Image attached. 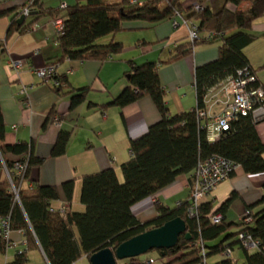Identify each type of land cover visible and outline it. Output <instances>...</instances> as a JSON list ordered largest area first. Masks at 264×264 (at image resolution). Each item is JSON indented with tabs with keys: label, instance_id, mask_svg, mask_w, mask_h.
<instances>
[{
	"label": "trees",
	"instance_id": "trees-1",
	"mask_svg": "<svg viewBox=\"0 0 264 264\" xmlns=\"http://www.w3.org/2000/svg\"><path fill=\"white\" fill-rule=\"evenodd\" d=\"M181 1L75 0L73 5L65 8L67 14L63 33L57 36L61 55L79 61L105 60L120 53L123 44L114 40L101 43L98 42L100 38L123 30V24L128 21L155 24L162 20H171L176 11L182 12ZM227 1L234 4L239 2ZM29 7L30 10L44 12L40 0H32ZM14 9L0 11V15ZM263 14L264 0H253L246 11L231 10L225 6L217 12H212L207 7L200 11L193 9L190 17L197 21L194 24L198 33L213 34L209 41L201 36L198 40H187L185 44L177 46L164 60L139 64L130 62L129 69L125 72L127 85L117 96L101 106L124 107L144 95H149L159 111L160 119L150 125L143 135L130 141V159L121 165V182L112 168L82 177L80 200L85 207L82 212L50 211V202L59 198L56 186L34 183L31 187L24 186L31 169L38 167L43 158L34 155L31 142H4L5 124L0 107V165L3 161L11 170L15 159L22 157L26 161V172L20 186V180L13 177L14 185L19 186L18 200H15L8 180L0 182V218L8 217L11 229L24 230L28 246H39L49 264H73L81 254L89 259L93 253L103 248L114 249L123 241L159 227L175 217L185 220L186 231L190 237L186 239L181 234L173 247L150 250L158 254L155 262L206 264V256L223 253L226 249L232 250L234 243L239 246L237 234L243 229L260 241V248L251 253L243 250L242 264H264V208L255 213L247 211L251 216V222L247 226H243L241 220L238 224H224L222 212L232 195L217 212H212L209 202H204L199 206L196 218L187 216L189 199L173 208L156 205L157 215L143 223L131 211L133 204L169 185L176 176L191 175L198 162L210 154H219L232 160L245 173H264V143L259 139L255 124L248 116H240L233 121L229 130L219 140L211 143L206 139L205 131L200 128L196 114V109L203 107V96L208 88L245 66L255 72L249 66L243 48L257 38L250 28L252 22ZM20 15L21 11H17L11 17L7 37L14 31L23 32L28 28L17 24V17ZM213 43L218 44L217 57L194 68L195 107L190 111L170 114L159 81V66L192 54L196 46ZM58 79L61 85L53 88L55 90H61L66 83L64 76L58 75ZM260 85L264 91V82H260ZM87 91L88 87L69 91L71 110L84 100ZM68 137L67 131L58 133L51 156L65 152ZM8 155L15 156V159H9ZM62 186L70 201L73 181L64 182ZM215 213L222 215L219 223H212L209 219V215ZM234 226L238 230L229 232ZM233 236L234 240L225 244ZM219 237L221 239L218 242L208 244ZM200 239L201 242L197 244L196 241ZM3 246L4 242L0 239V248ZM129 260L132 264L141 262L139 256ZM7 264H27L26 252L17 253ZM213 264H234V260L224 256Z\"/></svg>",
	"mask_w": 264,
	"mask_h": 264
},
{
	"label": "crops",
	"instance_id": "crops-1",
	"mask_svg": "<svg viewBox=\"0 0 264 264\" xmlns=\"http://www.w3.org/2000/svg\"><path fill=\"white\" fill-rule=\"evenodd\" d=\"M30 2L32 0L0 2V11L15 8V11L0 15V41L3 42L0 50V107L5 124L4 142H31L34 155L43 158L38 167L31 169L29 180L24 186L30 187L33 183L56 186L59 198L50 202L54 211L82 212L85 208L80 200L82 177L112 168L121 182V165L130 159V141L143 135L150 125L160 119L159 111L149 95L124 107L101 106L117 96L127 85L125 72L129 69L130 62L139 64L164 60L177 46L185 44L188 28L197 22L190 17L193 4L199 3L212 12H217L224 6L231 10L246 11L253 0H239L238 4L227 0H182V17L178 18L180 25L177 28L171 26L169 19L155 24L144 21L125 22L123 32L101 41L121 42L123 49L120 53L105 60L84 61L61 55L52 24L55 18H66V9H59V4L65 2L70 6L75 0H40L44 12L31 10L33 14L29 13L21 23H17L28 28L23 32L14 31L7 37L11 17ZM182 18L187 21V25H183ZM29 25L36 27L31 29ZM250 31L257 38L244 47L243 52L258 80L264 82V14L252 22ZM217 55V43L202 44L194 47L192 54L159 66V81L170 114L190 111L195 107L194 68L214 60ZM9 59H25L26 65L15 71L9 66ZM49 62H57L58 75L66 78L61 90L53 89L32 71L33 67H41ZM29 84L32 87L27 91L26 97L21 96L20 89ZM81 87H88V91L84 100L71 110L69 91ZM24 100L28 102L27 107L23 105ZM209 109L213 112L218 108L209 105ZM255 129L264 143V121L256 124ZM60 131L69 133L65 152L53 157L50 155L51 149ZM7 157L15 159L11 155ZM190 177V174L176 176L172 183L150 195L154 197V201L148 196L133 204L132 213L143 223L157 215L156 205L173 208L188 201ZM4 179L6 178L0 165V182ZM69 180L73 181L70 201L62 186ZM231 195V200L222 212L224 224H238L247 211L255 213L264 208V173L248 174L240 165H236L233 173L214 189L207 200L211 211H219ZM237 230L238 227L234 226L229 232ZM234 238L235 236L226 240L225 244ZM220 239L221 237L208 244H214ZM1 241L4 246L0 248V264H7L20 252H26L27 264H49L39 246H28L24 230L11 229L9 240ZM231 248L234 264H242L243 250L236 243ZM223 258V253L210 254L206 256L205 263L213 264ZM160 262L157 260L155 264ZM73 264L90 262L86 255L81 254ZM117 264L132 262L123 259L118 260Z\"/></svg>",
	"mask_w": 264,
	"mask_h": 264
},
{
	"label": "built area",
	"instance_id": "built-area-1",
	"mask_svg": "<svg viewBox=\"0 0 264 264\" xmlns=\"http://www.w3.org/2000/svg\"><path fill=\"white\" fill-rule=\"evenodd\" d=\"M5 0H0L3 2ZM135 0H130L134 2ZM30 4L21 7V15H29L31 13ZM67 4L61 2L59 9H65ZM203 5L199 3L193 4L192 8L195 11L203 9ZM182 17L180 11H176L171 18V26L177 28L180 25L178 18ZM183 25H187V21L182 18ZM55 27L57 36L63 33L64 20L62 18H55L52 21ZM35 25L31 29H35ZM204 36L205 41H209L213 34L205 33L201 35L198 33L196 24H191L188 28L187 40L193 42ZM3 47V42L0 41V50ZM9 66L15 71L20 70L26 65L25 59H9ZM58 63L49 62L41 67H33V73L43 82L49 83L51 87L56 88L61 85L57 73ZM68 72H71L70 70ZM32 87V84L23 86L19 93L26 97L27 91ZM24 106H28L26 100L23 101ZM209 105L215 106L218 109L210 112ZM197 119L200 128L205 131L208 142H215L219 140L221 135L229 130L230 124L237 120L240 116H248L253 124H258L264 121V91L260 85L255 72L249 67L245 66L236 70L233 74L228 75L222 82L208 88L203 96V107L196 109ZM236 164L224 156L219 154H210L203 160L199 161L195 170L191 174V189L189 193V205L187 207V216L189 218H196L198 215V208L201 204L209 200L214 189L225 179H227L234 171ZM1 169L8 180L11 191L14 194L15 200H18V188L22 183V179L26 172V161L23 158H17L13 162V168L9 170L4 162H1ZM13 177L20 180L19 186H15ZM29 180V177L26 181ZM32 186V185H31ZM30 186V187H31ZM154 201V197L150 196ZM50 211L54 209L50 206ZM212 223H219L222 220V215L215 213L209 215ZM242 225L247 226L251 222V216L248 212L243 214L240 218ZM11 231L8 217L0 218V238L5 242L9 240V233ZM239 246L246 252H254L259 250L260 241L254 238L247 230H240L237 234ZM201 239L196 241L197 244ZM7 245V244H6ZM226 258L232 260V250L226 249L223 251ZM154 260L151 258L141 261L139 264H153Z\"/></svg>",
	"mask_w": 264,
	"mask_h": 264
},
{
	"label": "water",
	"instance_id": "water-1",
	"mask_svg": "<svg viewBox=\"0 0 264 264\" xmlns=\"http://www.w3.org/2000/svg\"><path fill=\"white\" fill-rule=\"evenodd\" d=\"M30 14H33L31 12ZM25 16L20 15L17 23H21ZM181 234L187 239L186 222L181 217L168 220L159 227L151 228L137 234L114 249L103 248L89 257L90 264H117L118 260L140 256L152 249H167L173 247Z\"/></svg>",
	"mask_w": 264,
	"mask_h": 264
},
{
	"label": "rangeland",
	"instance_id": "rangeland-1",
	"mask_svg": "<svg viewBox=\"0 0 264 264\" xmlns=\"http://www.w3.org/2000/svg\"><path fill=\"white\" fill-rule=\"evenodd\" d=\"M128 22H130V21H128ZM123 31H124V29L121 30V31H119V32H117V33H120V32H123ZM117 33H115V34H117ZM115 34H114V35H115ZM114 35H108V36L112 37V36H114ZM108 36H105V37L100 38V39L98 40V42H101V41L105 40V38L108 37ZM157 255H158V254H157L156 251H148V252H146V253L140 255L139 258H140V259H149V258H151L152 260H154V263H156V262H155V259H156Z\"/></svg>",
	"mask_w": 264,
	"mask_h": 264
}]
</instances>
